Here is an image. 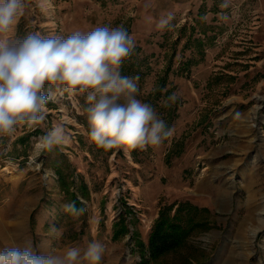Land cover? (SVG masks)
Wrapping results in <instances>:
<instances>
[{"label": "rangeland", "instance_id": "obj_1", "mask_svg": "<svg viewBox=\"0 0 264 264\" xmlns=\"http://www.w3.org/2000/svg\"><path fill=\"white\" fill-rule=\"evenodd\" d=\"M41 2L24 0L9 39L123 26L151 67L141 92L153 91L169 68L167 88L179 106L171 121L166 100L152 97L148 104L173 135L159 146L108 154L89 139L86 94L60 95L45 84L53 93L46 119L0 136V249L31 243L37 253L62 254L95 240L105 248L101 264H139L133 236L148 244L161 207L188 201L209 209V227L160 264H264V0H227V7L225 0H49L46 10ZM169 14L173 26L158 28ZM190 34L204 41L201 60L198 43L186 44ZM54 124L63 125L67 142L37 154L35 138ZM61 153L77 185L82 177L91 190L80 215L64 211L71 196L56 173ZM122 214L130 231L114 239ZM52 228L62 230L59 240L49 238Z\"/></svg>", "mask_w": 264, "mask_h": 264}, {"label": "clouds", "instance_id": "obj_2", "mask_svg": "<svg viewBox=\"0 0 264 264\" xmlns=\"http://www.w3.org/2000/svg\"><path fill=\"white\" fill-rule=\"evenodd\" d=\"M39 7L46 10L49 0ZM227 7V0L221 5ZM24 0H0V136L11 135L18 125L29 128L46 119L47 105L53 93H45V84L55 92L69 96L85 95L89 107V139L105 151L159 146L174 129L160 119L148 103L136 98L138 78L124 76L121 67L131 55L135 41L123 26L97 27L87 34L75 32L67 38L29 32L22 39H9L24 13ZM172 14L160 19L157 27L170 29ZM174 93L165 102H175ZM62 124H54L43 136L36 137L34 151L39 154L66 143ZM64 211L80 215L84 209L65 204ZM56 235H53V234ZM62 230L52 228L49 238L59 240ZM105 252L98 241L85 249L70 247L37 253L31 243L25 247L0 249V264H101Z\"/></svg>", "mask_w": 264, "mask_h": 264}, {"label": "trees", "instance_id": "obj_3", "mask_svg": "<svg viewBox=\"0 0 264 264\" xmlns=\"http://www.w3.org/2000/svg\"><path fill=\"white\" fill-rule=\"evenodd\" d=\"M192 42L198 43L200 60L203 59V39L194 38L193 34H190L186 44H191ZM140 50V48L134 47L131 55L122 64L120 69L121 74L138 78L135 81L139 89L138 93L135 94L137 99L142 98L146 103H149L152 97H155L156 99L163 98L167 101L168 97L173 94L172 88H167L169 68L166 69L163 74L158 76L153 91L148 94H143L141 92L143 85L142 82L145 81L146 77L151 73V67L148 64L147 58H140L138 56ZM192 62V59L189 58L185 64L190 66ZM178 106V100L174 103L168 101L167 106L164 105V110L167 111L171 121L176 117ZM93 146L99 152L105 151L95 143H93ZM113 151L114 149L106 152L110 154L113 153ZM60 157L61 161L55 164L56 173L59 176L58 181L65 193L71 196V204H74L77 209H84L85 203L82 199L87 200L91 198L90 187L84 178L82 179L80 176V184L77 185L75 180L76 175H74L76 170L72 169L71 163L66 155L61 153ZM72 187H74L73 190L71 189ZM208 214V208L196 206L188 201L162 206L159 211V216L152 226L148 244L141 240L138 235H135V237L133 236V238H135L136 247L141 256L139 264H160L164 257L180 250L188 242L193 233L199 230H205L209 227L207 218ZM129 231L130 229L128 227L127 218L122 214L119 221L116 223L114 239L121 238L129 233Z\"/></svg>", "mask_w": 264, "mask_h": 264}, {"label": "bare ground", "instance_id": "obj_4", "mask_svg": "<svg viewBox=\"0 0 264 264\" xmlns=\"http://www.w3.org/2000/svg\"><path fill=\"white\" fill-rule=\"evenodd\" d=\"M198 189L199 190H203V189H207V187H205L203 184H201V185H199L198 186ZM209 189V188H208ZM228 192L227 191H225V194H227ZM255 203H256V199L253 197V196H251V198H250V202H249V204H248V211L250 212V213H255L256 211H257V209H256V205H255ZM17 222V221H16ZM18 223V222H17ZM21 224V222L18 224V225H16L14 228H15V230L16 231H19V229H18V227H19V225Z\"/></svg>", "mask_w": 264, "mask_h": 264}]
</instances>
